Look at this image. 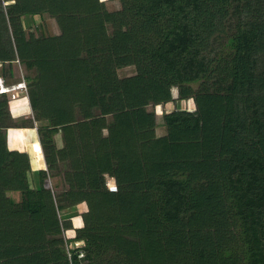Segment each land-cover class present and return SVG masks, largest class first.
Segmentation results:
<instances>
[{"label":"trees","instance_id":"obj_1","mask_svg":"<svg viewBox=\"0 0 264 264\" xmlns=\"http://www.w3.org/2000/svg\"><path fill=\"white\" fill-rule=\"evenodd\" d=\"M5 1L0 63L34 70L24 79L39 142L48 167L69 164L70 188L55 205L43 169L34 186L5 135L33 119L11 121L0 94V264H264V0ZM42 13L59 33L26 31L22 16ZM125 65L134 72L119 76ZM173 86L196 108L163 113L169 138L148 105ZM77 210L83 223L63 238Z\"/></svg>","mask_w":264,"mask_h":264},{"label":"rangeland","instance_id":"obj_2","mask_svg":"<svg viewBox=\"0 0 264 264\" xmlns=\"http://www.w3.org/2000/svg\"><path fill=\"white\" fill-rule=\"evenodd\" d=\"M10 0L5 1L8 2ZM105 6L110 9H117L120 7V0H103ZM258 10L256 8H253V13H258ZM250 13H252L250 11ZM262 14V13H261ZM240 13L235 10V13H231L228 16L224 17L221 19V23L218 27V29L215 31L213 36H217L215 40V45H219L226 35L230 32L234 26H236L238 20L240 19ZM255 17V15H254ZM22 21H26L27 23L25 24V29L27 32L32 31L36 35L40 34H57L60 32L59 27L57 25V22L53 16H50L47 13H42L40 15L35 14H24L22 16ZM110 29V28H109ZM256 65V70H264V52H260L257 55V61L255 63ZM12 70L9 72L8 66L5 64L0 63V75L3 76L5 81L9 84L10 88H14V86L21 82V85L23 86L25 82L24 76L26 74H33L34 70L29 69L25 67L23 64H21L19 61H14L12 62ZM135 70L134 65H125L122 67L117 68V73L119 76L123 75H128L133 73ZM16 87V89H10V93L15 91V94L17 98L11 99L8 95H5L8 100V107L10 110V115L11 118L10 120H14L17 124L21 122H29V119H33V127H27L31 128L28 130V132H31V136H29V133L25 129L24 134L22 133V127L19 126H11L6 128V145L10 149H17L19 151H24L28 157H29V168L31 170H35L34 172L32 171L33 175V183L34 186H38V178L39 174L37 173V170L39 169V166L43 164L44 167L40 168L44 170V176L42 179V186L49 188L52 192L53 200L55 205L58 203V200H61L66 191L70 188L68 182L66 181V174L68 172L69 164L63 160L57 158L55 160V164L53 168L48 167L46 161H45V156H44V150L41 148L40 142H39V134H37V121L33 118V110L29 104V98H28V93L27 89L24 90L23 87ZM199 86V82L193 83V87L197 88ZM172 96L173 99L170 101H167L165 103H156L154 105L149 104L148 108L153 109L155 113V119H156V134H163L165 132L168 133L169 138H173V133L169 131V128L164 124L162 120L163 113L166 111H169L173 109L174 107H182L188 110H194L196 108V101L194 96L188 95L184 97L183 99L178 98V91L177 87L173 86L171 88ZM12 100H21L24 102L25 105L22 104V107H13L14 101ZM10 102H12V106L10 107ZM24 106V107H23ZM12 108V109H11ZM110 119V118H109ZM26 128V127H24ZM103 132H106V130H103ZM24 135V136H23ZM175 135V134H174ZM176 136V135H175ZM188 136V135H187ZM187 136H179L177 135L176 138L182 139V138H187ZM190 136H188L189 138ZM25 139V140H24ZM22 141L25 143L18 145L19 147H13L15 144H19V142ZM53 141L57 147L62 146L63 144V139H62V133L61 131H57L56 133L53 134ZM43 150V151H42ZM38 152L41 153L42 157L38 158L37 154ZM31 175V176H32ZM106 181L108 187L113 188L114 187V181L113 178L109 175H106ZM7 194H11L15 199L20 198V193L18 191H13V192H7ZM66 202V197H64ZM73 207H77L79 209L80 207L81 210H84L86 208L85 203H82V205H75ZM78 214L75 216L71 217V227L68 229H63L61 235L63 238H67L70 236H73L75 234V228L79 227L82 225V216H81V211L77 210ZM77 219V223H76ZM73 244V243H72ZM75 244H80V240H77ZM68 247H70V243L67 244Z\"/></svg>","mask_w":264,"mask_h":264},{"label":"built area","instance_id":"obj_3","mask_svg":"<svg viewBox=\"0 0 264 264\" xmlns=\"http://www.w3.org/2000/svg\"><path fill=\"white\" fill-rule=\"evenodd\" d=\"M21 82L17 83L14 88H10L9 84L5 81V79L3 78V76L0 75V94L5 93L6 95H8L11 99H15L17 98L15 91L10 93V89H16V87H21ZM23 89L26 90V85L25 83L23 84ZM9 99V98H8ZM112 187V186H111ZM115 187V186H114Z\"/></svg>","mask_w":264,"mask_h":264},{"label":"crops","instance_id":"obj_4","mask_svg":"<svg viewBox=\"0 0 264 264\" xmlns=\"http://www.w3.org/2000/svg\"><path fill=\"white\" fill-rule=\"evenodd\" d=\"M12 101H14L13 107H18V106L20 107V105H21V107H22V104L25 105L24 102L21 101V100H12ZM10 107H11V106H10ZM23 107H24V106H23ZM11 109H12V108H11ZM25 129H26V130H27V129L30 130L31 128H27V127H26V128H22V133H23V134H24ZM27 132H28V130H27ZM28 133H29V136H31V132L29 131ZM23 136H24V135H23ZM24 140H25V139H24ZM24 143H25V141H24V142L20 141L19 144H15L13 147L18 148V147H19L18 145H21V144H24ZM42 167H44L43 164H42L41 166H39V169L42 168ZM32 171L34 172L35 170H32Z\"/></svg>","mask_w":264,"mask_h":264},{"label":"bare ground","instance_id":"obj_5","mask_svg":"<svg viewBox=\"0 0 264 264\" xmlns=\"http://www.w3.org/2000/svg\"><path fill=\"white\" fill-rule=\"evenodd\" d=\"M37 156H38V158H41V157H42V155H41L40 152H38ZM114 186H115V185H114ZM110 188H111V187H110ZM113 188H114V187H113Z\"/></svg>","mask_w":264,"mask_h":264}]
</instances>
